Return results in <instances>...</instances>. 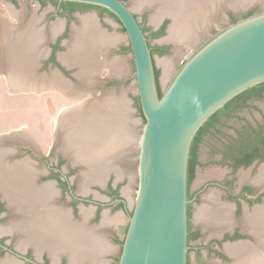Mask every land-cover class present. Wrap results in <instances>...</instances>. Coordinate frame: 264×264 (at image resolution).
<instances>
[{
	"label": "flooded vegetation",
	"instance_id": "flooded-vegetation-1",
	"mask_svg": "<svg viewBox=\"0 0 264 264\" xmlns=\"http://www.w3.org/2000/svg\"><path fill=\"white\" fill-rule=\"evenodd\" d=\"M16 1L18 0H13L12 2ZM26 1L29 3V1L33 0ZM34 1L40 4L38 6L39 9L46 7L47 3H51L50 6L53 8L48 7L50 13L48 14L47 28L44 34L46 37L43 41V44L45 43L44 47L38 51V55L35 57L37 58V62H31L27 72L31 76L35 75L36 77H43L46 79H51L55 75H60L64 79H62L64 85L69 83V79L73 82H77L78 80L74 77L75 68H68L59 59V52L66 50L64 43L70 39L73 32V25L78 26L80 24V16L90 13L91 15L99 17V24L101 25L104 23L106 14L114 15L109 11H102L99 7L94 5L71 6L70 4H65V1ZM122 1L131 8L132 12L139 20L148 38L155 62V54L160 53L158 49L163 48L167 50V45L163 43H173L172 39H165V37H169L170 29L174 23V18L168 10V7L171 6V2L168 0ZM258 1L259 0H254L250 4L238 8H234L226 3L221 7H226L228 10L227 17L229 22H234L238 17L247 16L250 15V13L253 14L260 10L262 8V3ZM138 3L140 5H138ZM250 5L253 6L251 7ZM221 7L218 8V11H221ZM92 9L96 11L86 12ZM162 9L164 11H161ZM56 16L63 18L65 22L59 34L51 38L52 34L49 28L51 25L50 18L53 20ZM155 16H158L156 20H154ZM114 17L117 19L116 16ZM5 34L7 36L9 35L7 32L0 31V43L8 41L5 39ZM155 40H157V45L153 44ZM129 47L130 45L120 50V52H131ZM0 50H2V47H0ZM115 51L116 49L113 52L117 54ZM117 52L119 53V51ZM5 57L12 58L8 54L4 56V58ZM9 67L12 68L11 62H8V64L4 63V67L3 65L2 67L0 66V68L7 73H9ZM114 83L119 82L108 81L107 83H103L101 89L105 90L108 85ZM251 88L243 91L234 97L232 99L233 101H229L224 107L216 111L213 114L214 117H212V115V119H210L211 117L208 119L209 123L202 130L200 138L196 142L194 151L196 161L193 166V176L191 178L189 177L188 164L189 248L187 264H264V108L258 105V102H264V87L259 88L260 91L258 95L254 94L253 90H250ZM41 91L48 92L57 90L44 87ZM46 98L51 100L48 103L52 102L50 97ZM253 108L260 113V118L250 120L239 116L240 112ZM61 111L63 110L61 109L58 112L54 123L58 122V118L62 113ZM231 120L240 121L239 126H236V124L231 125ZM42 124L43 123H40L39 125ZM226 128H228L229 131H226ZM209 137H215L218 142V144L212 146L213 153L219 154L220 156V161L218 163L228 165L232 173H237L241 169H255L258 167L261 169L257 180L253 183L246 182L242 184L239 192L235 195H229V202H223L221 204L218 203V200L217 203L212 202L216 205H214V207H217V209H215L216 216L213 219V226L207 225V222L214 216L211 215L213 213L212 211H209V213L206 212V208H202L203 211L198 212L197 210L196 214H199L197 216L194 212L195 205L204 199L203 193L210 185H218L223 187L224 190H228L227 184L222 185L219 183L206 182V184L201 185L200 181L203 178H197L198 168L205 165L201 159V151ZM61 138L64 137L61 135L55 136L53 131L51 133V143L53 144L46 151L39 148L37 151H34L30 145L19 144L16 147L18 152L17 155L15 154L16 156L13 155V157L10 158L14 160L15 157H17L20 161L22 160L21 162H25L27 165L32 164L35 167V175L32 176V181L37 189H43L48 184H52V186L47 187V191L43 190L42 192V190H40L39 192L46 200L44 206L40 207L41 211L54 212L59 217L61 216L64 221L68 219L80 221L82 220L81 208L91 205L93 210L90 223L99 222L106 208H109L111 211L113 209H115L114 211L120 209L124 212L126 219H128V214L131 213L132 210L129 208L128 198L126 194L124 195L125 190L123 188L124 185L127 184V177H125L123 181L116 182L115 176L111 174L106 182L98 183L92 187V190H95L96 193L93 191L84 193L79 188V172L84 168V164H79V161H76L77 159H75L76 157H74L73 151L57 149V146L59 147L60 145ZM55 139L58 140L55 142ZM26 177L27 181L31 178H28V176ZM95 194L103 196V198L97 197ZM251 204H257V207L249 213ZM218 205H220V207ZM244 208L247 210H244ZM245 211H247V213H245ZM4 213V216H14V218L18 217L21 220L24 218L22 214L16 211L14 206L9 204L7 198L3 199L0 197V222L2 220L1 216ZM239 215L243 224L242 231L238 224L235 223ZM198 216V221H193L194 217L198 218ZM223 216L225 218H223ZM127 227L128 224L125 233ZM210 229H212L214 235L215 232H217L219 236L212 241L211 245H205L203 244V240ZM6 231L7 230H3V232ZM11 232H13V234L11 233L12 235H9L10 231H7L8 235L4 237L0 236V264H5L6 262H12V264H51L49 253L45 252L42 259L36 257L35 251L37 247L34 246V243L27 242V250H19L16 247L14 239L18 236L21 237V235L16 231ZM121 247L122 242L120 243V253ZM41 250L42 249L39 248L38 251L40 252ZM119 256L116 258L114 264L118 263ZM67 263V257L63 256L59 264Z\"/></svg>",
	"mask_w": 264,
	"mask_h": 264
},
{
	"label": "water",
	"instance_id": "water-1",
	"mask_svg": "<svg viewBox=\"0 0 264 264\" xmlns=\"http://www.w3.org/2000/svg\"><path fill=\"white\" fill-rule=\"evenodd\" d=\"M7 1L13 0H0ZM57 1L92 4L113 13L134 59L135 93L145 122L135 142L137 189L117 264H187L192 142L216 111L264 83V10L219 26L206 39L200 35L159 96L148 38L124 1Z\"/></svg>",
	"mask_w": 264,
	"mask_h": 264
},
{
	"label": "crops",
	"instance_id": "crops-1",
	"mask_svg": "<svg viewBox=\"0 0 264 264\" xmlns=\"http://www.w3.org/2000/svg\"><path fill=\"white\" fill-rule=\"evenodd\" d=\"M176 2H174V6H176ZM36 9H39V7ZM170 12L175 20L176 13L173 10ZM33 17L40 18L42 24L45 26L44 30H46L48 22L47 15L42 13L39 15L33 14L32 18ZM82 17L83 19L87 17H93L98 29L106 35L111 36L108 31L101 27V24L99 25V20H97L94 15L88 14L80 16V24L78 26L73 25V31L81 25ZM32 18L29 21L24 22L21 19L17 23H13L4 16H0V31L9 33L8 36L5 34V39L8 41L0 43V47H2V50H0V66L2 67L3 65L4 67V63L8 64V62L12 63V68H8L9 73L4 72L0 68V75H5L8 80L12 78L13 81L10 79L9 83L17 86L19 89L23 88V90H35V92L40 94L42 92V88L48 87L51 89H56L61 95L72 101L70 102L71 104L73 103L72 105L62 109L63 111H61L62 113L58 118V122L54 123L58 113L56 114L55 118L53 117V131L55 136L61 135L64 137L60 139V145L57 147V149L68 150L71 152L73 151V155L76 157L75 159H77L76 161H79V164H84V168L79 172V188L81 191L84 193L93 191L92 187L94 185L106 182L107 177L109 178V176L113 174L115 176L116 182L123 181L124 178L127 177V184L123 188L125 191L128 190L127 192H130L133 186L137 183L136 170H134V172L129 171L128 174L127 172L121 173L117 170V164L124 156L121 154L122 152H120V150L124 149L125 147L126 153H128V151L130 153V151H132V140L134 142V146L136 147V135L131 131L132 123L129 121V118L126 117L124 119L125 123L120 122V124L117 126L121 130L124 126L127 128L126 135L124 134V139H122V141L118 139L119 142L117 141L116 143H112L110 140L112 137L113 139H117V131H108L107 133H104L107 139L110 136V144L107 147V152L101 151L97 153L98 150H101L104 147L103 143H105L103 140L100 142L99 134L97 135L98 139L94 140L91 137L93 136L91 133L93 132L95 125L98 126L97 120L100 119L102 115L101 112H105L109 114V116L114 115L113 109L110 111L98 109L105 102H110L112 100L111 97L118 98L121 96L122 99L127 103L130 112L132 107L131 100H127L125 95V85L124 83H121L122 78L125 77L126 69H124L125 71L122 74L116 75L112 73L110 67L107 64L101 63L103 60H99L100 63H97L96 66L94 63H92L94 67L91 68L89 66L91 63H88L83 59H78L77 62L67 61V63L62 58L66 57V55H68L67 53H70L68 50L71 51L68 46L70 41L73 39V34H71L72 38L70 37V39L64 43L66 50L59 52V59L68 68H75L76 71L74 73V77L78 81L73 82L69 79V83L64 85V79L60 75H55L51 79L36 77L35 75L31 76L27 72V69L31 62H37V58L35 57L38 55V51L41 49L39 47L41 43H39L40 40L39 42L37 41L39 38L36 36V31L33 30V32L36 34L35 35L31 32L28 34L21 30L26 26L28 27L27 24L32 20ZM53 21H51V25L49 27L52 34L51 38H54V35L56 36L59 34L65 22L63 18L57 19L56 22ZM55 25H57L56 31H52L51 29ZM45 33L46 31L44 34ZM10 36L12 38H10ZM45 38L46 37L44 35L43 41ZM36 42L38 44L35 45L34 43ZM119 43L120 41L110 44L105 55L107 57L104 58L105 62L112 59L122 58L121 55L115 54L113 52L116 48H118ZM44 44H42L43 47ZM26 45L28 47H26ZM7 54L12 58H4V56ZM99 54L101 53H97L95 58H103V56H99ZM104 68H109V71L104 77H102L101 73ZM87 72L92 73V75H86ZM58 79L60 82L57 81ZM108 81H115L119 83L108 85L105 90H102L101 87L103 86V83H107ZM60 83L62 84L60 85ZM91 97H96V100H93L94 98L91 99ZM95 106L97 107L95 108ZM72 107L74 108L71 109ZM91 111L93 112L91 113ZM64 115L66 116L65 118L63 117V119L62 116ZM100 126H103V124L99 125L98 127ZM113 130L115 129L113 128ZM14 132L18 134L15 136H10V138L6 140L0 139V191L3 194L2 198H7V200H9V204L14 206L16 211L24 216V218L20 221L21 223H19L20 225H23L24 230L21 228L18 230V232L16 231L21 235V239L23 235L27 234L28 238L30 239V241L27 242L34 243V246H36L38 249H47L51 258V264H59L63 256L67 257V264H114L116 258H118L120 255V243L122 242V239L119 237V232L121 226L125 223L126 217L124 212L120 209L111 211L109 208H106L104 209L102 219L99 222L90 223L93 207L87 208L84 206L81 208L82 220L80 221H73L70 219L64 221L62 220L61 216L59 217L54 212L50 213L41 211L40 207L44 206L46 200L41 196V194H39V192L40 190H42V192L43 190L47 191V187L52 186V184H48L43 189H37L34 182L32 181V176L35 175V167L32 164L27 165L25 162H21L22 160L20 161L17 157H15L14 160L10 159L13 157V155H17L18 152L17 149H15L13 146L11 147L9 144H30L34 151H37L38 148L41 149V146L38 144V141L36 142V140L33 138H27V136H30V134L26 129ZM88 132H90V135H88ZM8 134H1L0 136H5ZM57 140L58 139H55V142ZM89 140L90 142H95L96 147H98L94 152H92L93 150L91 151V149L88 147V143H90ZM117 148H119L118 151H116ZM74 150H76L78 154H75ZM135 152L136 150L134 148V154ZM128 163L132 164V161L129 160ZM25 175L28 176V178H31L27 181V177ZM93 192L95 193V190ZM95 195L97 197L103 198V196H99L98 194ZM31 221L35 222L33 227ZM39 223L41 226L38 227ZM23 232L25 234H23ZM95 241H97V244ZM20 243L22 246L24 245L21 240ZM101 243L105 249L103 246H101ZM26 244L27 243H25V245ZM5 264H12V262H6Z\"/></svg>",
	"mask_w": 264,
	"mask_h": 264
},
{
	"label": "rangeland",
	"instance_id": "rangeland-1",
	"mask_svg": "<svg viewBox=\"0 0 264 264\" xmlns=\"http://www.w3.org/2000/svg\"><path fill=\"white\" fill-rule=\"evenodd\" d=\"M258 2L262 3V8L258 11H262L264 10V0H259ZM255 4V3H254ZM40 4L37 1H29V3L26 0H18L16 2H12V1H7V2H0V16H4L5 18L9 19V21L13 22V23H17L19 20H23L25 21H29L33 14H46L47 17L48 14L50 13V11H48V7H51V3H47L46 7L39 9L38 8ZM251 7L253 5H250ZM53 8V7H51ZM92 11H96L95 9L92 10H88L86 12H92ZM257 11V12H258ZM227 13L228 10L226 9V7H221V11H218V13L215 16V19H213L206 27V30H204V32L201 33V39H206L208 38L210 35L214 34L219 26H226L228 25L229 22L228 17H227ZM88 15H91L88 14ZM95 16V15H94ZM241 17H245V16H241ZM240 17V18H241ZM61 17L56 16L55 18H53V20L56 22L57 19H60ZM95 18H97V20H99V17L95 16ZM51 21L52 18H50ZM239 19V17H238ZM53 21V22H54ZM98 22V21H97ZM100 23V21H99ZM100 25V24H99ZM101 27H103L106 31H108L109 34L113 35L114 37L117 36L120 37V43L118 44V48H116V53L118 55H121L122 58H120V60H122L124 62L125 65V77L122 78V84L124 83L125 85V95L127 97V100H131V110L130 112H128L127 118H129V121L132 123V133H134L136 135V137L140 136L142 133V129L144 126V118L142 113L139 110L138 107V96L135 93L136 90V85L134 84L135 82V77H134V71H135V67H134V59L133 56L131 54V52H120V50L124 49L125 47L128 46L127 40H126V33L124 28L120 25L119 21L112 15L110 14H106L105 15V19H104V23H102ZM10 38H12L10 36ZM168 38V37H167ZM166 39V37H165ZM196 41V40H195ZM194 41V42H195ZM157 40H155L153 42L154 45H157ZM163 43V42H162ZM164 45H167V51L165 53H156L155 54V64L157 69L159 70V86L161 89H163L170 77V75L172 74V72L175 70H177L178 68H180L182 66V64L185 62L186 60V56L189 52L192 51V45L193 43L190 45V47L188 46H181V47H177V45L173 42L171 43H163ZM180 48V50H179ZM176 50H178V54H176ZM119 51V53L117 52ZM172 58V59H171ZM167 59V61H166ZM163 60V61H162ZM171 62L174 63L173 64V68L171 70V72L168 74V76H163L164 75V65L163 62ZM174 61V62H173ZM162 65V66H161ZM109 71V68H104L101 76L104 77ZM164 77V80H163ZM166 78V79H165ZM46 97H50V99H52V102L48 103L51 100H48V98ZM76 98V97H75ZM94 98V99H93ZM137 98V101H136ZM91 99L96 100V97H91ZM117 99V97L115 98ZM70 102H72L71 100L65 98L63 95L60 94L59 91H42V93H37L35 92V90H29V89H24L23 88H18L17 86H14L12 84L9 83V80L7 79V77L0 75V135L1 134H8L10 132H14V131H18V130H24L26 129L30 136H27V138H33L34 140H36V142L38 141V144L41 146V149L43 151H46L49 149V147L51 146V132L54 129V119L56 117V114L63 108H66L67 106L72 105ZM116 103L118 101V99L115 101ZM130 102V101H129ZM70 103V104H69ZM76 104V102H75ZM258 105H260L261 107L264 108V102H258ZM137 107V108H136ZM239 116H242L244 118H248L250 120H256V118H260L261 115L258 111H256L254 108L253 109H249V110H245L239 113ZM52 122V123H51ZM40 123H43L42 125H39ZM231 125L232 124H236V126L240 124V121H235V120H231L230 121ZM51 125V126H50ZM124 134L126 135V131L125 129H123ZM226 131H229L228 128H226ZM11 134V133H10ZM218 144L217 140L215 137H209L207 139V143L202 147V151H201V159L202 161L205 163L204 166H201L200 168H198V176L197 178H203L200 181V184H206V182H212V183H219V184H227V188L228 190H224L223 187L218 186V185H210L209 187L206 188L205 192L203 193L204 199L201 200L198 204L195 205V214L198 210L199 211H203L202 208H206L207 211H212L213 213L211 215H214L213 217H211L212 219L209 220L207 222V225H211L213 226V222H214V218H215V209H217V207H214L215 204H213L212 202H216L218 200V203H223V202H229V195L233 194L235 195L237 192H239L240 187L242 186V184L246 183V182H250L253 183L255 180H257L258 174L260 173L261 169L260 167L252 169H241L240 171H238L237 173H232L230 171V167L228 165H224V164H220L218 163L220 161V156L219 154L213 153V145ZM11 145V147L13 146L15 149L17 147V143H11L9 144ZM30 145V144H28ZM131 150L130 153L128 151V153H126V149L124 147V149L120 150V152H122L121 154L124 155L123 158L119 161V163L117 164V170L118 172L124 173L127 172V174L129 173V171L134 172V170L137 169V157H138V153L135 152L134 154V148L136 150V148L134 146V142L133 140L131 141ZM58 147V146H57ZM56 148V147H55ZM119 148H117L116 151H118ZM75 154H78V152H76V150H74ZM136 159V160H135ZM129 160L132 161V164H129ZM196 178V179H197ZM14 179V178H13ZM108 179V177H107ZM195 179V180H196ZM195 183V181H194ZM14 184V183H13ZM126 186V184L124 185V187ZM137 189V185H134L133 188L131 189L130 192L124 191V195L126 194L127 196V200L129 202V208L130 210L133 209V200L135 197V192ZM94 191V190H93ZM227 191V192H226ZM1 192V191H0ZM96 193V191H95ZM99 194V193H98ZM100 195V194H99ZM3 194L2 192L0 193V197L2 198ZM4 199V197H3ZM16 199V198H15ZM257 204H251L250 205V209H249V213L255 209L257 206ZM216 206V205H215ZM220 207V205H218ZM87 207H92L87 206ZM20 210V209H19ZM115 209H113L112 211H114ZM244 210H247L246 208H244ZM245 213H247V211H245ZM114 214V213H113ZM4 214H2V220L0 222V236L4 237L5 235H8L7 231L3 232V228H5L6 226H11L14 223H21V219L14 218V216H4ZM199 215L198 213L196 214V216ZM201 215V214H200ZM241 215V214H240ZM239 215V218H236L235 223L238 224V226L240 227V230L242 231V220L241 217ZM198 218L194 217L193 221L195 220L198 221ZM201 220V219H200ZM212 222V223H210ZM128 224V219H125V223L121 226L120 232H119V237L122 239V242L124 240L125 237V229L126 226ZM209 227V226H208ZM206 228V227H205ZM204 229V227H203ZM205 230V229H204ZM15 232V231H14ZM12 232L10 231L9 235ZM212 231V229H210L209 233L207 234V236L204 238L203 240V244L205 245H211L212 241L215 240L219 235L217 234V232ZM14 236V235H13ZM213 236V237H212ZM212 238V239H211ZM16 247L20 250H27L28 248V244L26 245H21L20 240L21 237H15L14 239ZM9 241V240H8ZM39 249L37 248L36 252V257L38 259H42L43 255L46 253H49L48 250L43 249L42 251H38Z\"/></svg>",
	"mask_w": 264,
	"mask_h": 264
},
{
	"label": "bare ground",
	"instance_id": "bare-ground-1",
	"mask_svg": "<svg viewBox=\"0 0 264 264\" xmlns=\"http://www.w3.org/2000/svg\"><path fill=\"white\" fill-rule=\"evenodd\" d=\"M168 1L171 2L170 3L171 6L168 7L169 8L168 10L169 11L173 10L176 13V19L174 20L175 22H174V24L172 25V27L170 29L168 38L172 39L173 42L175 41L176 44H177V47H181V46H190L201 35V33L205 30L207 25L213 19H215V16H216V14L218 12V8H220L224 3L230 5V6L234 7V8H238V7L246 6V5L250 4L251 2H253L254 0H177V2L175 0H173V1L172 0H168ZM174 1L176 2V6L173 5ZM139 3H141V2H139ZM139 3H138V5H140ZM161 11H164V10L162 9ZM157 18H158V16H155L154 20H156ZM27 25H28V27L27 26L24 27L21 31H25L28 34H29V32L35 34L33 32V30L36 31L37 35L36 34L35 35L38 36L39 39L37 41L39 42V40H40L39 43H41V44H40L39 47L42 49L43 48V45H42L43 43L42 42H43V38H44V32L46 30H44L45 26H44V24H42L41 19L33 17L32 20ZM56 26L57 25L53 26V28L51 30L52 31H56ZM12 29H14V28H12ZM72 34H73V36H72L73 39L68 44V46H69V48L71 49L72 52L70 50H68L70 53H67L68 55H66V57L62 58L66 62L67 61L77 62L78 59H83L86 62L91 63V65H89L90 68H91V67H94L92 65V63H94L95 66H96L97 63L99 64L100 61L103 60V61H101V63L107 64L110 67V70L112 71L113 74L120 75V74H122L125 71L124 70L125 69L124 62L122 60H120V59H112V60H108L107 62L104 61V58L107 57L105 55H106V52L108 51V48H109L110 44L111 43H115L117 41H120V37L117 38V36L114 37L112 35L108 36L105 33H103L102 31H100L98 29V26L96 25L93 17H87V18H84V19L82 17L81 18V25L79 27H77L76 29H74ZM34 44L36 45L38 43L36 42ZM26 47H28V46L26 45ZM179 50H180V48H179ZM176 52H177L176 54H178V50H176ZM97 53H101V54H99V56L102 55L103 58H101V59L97 58V57L95 58ZM97 60H98V62H97ZM166 61H167V59H166ZM173 64L174 63H172V61L171 62L169 61L168 63L163 62V65H164V68H165V71L163 72L164 73V75H163L164 77L168 76V74L171 72V70L173 68L172 67ZM82 74H84V73H82ZM89 74L92 75V73H88V72H87L86 75H89ZM86 75H84V76H86ZM164 77H163V80H164ZM10 79L12 80V78H10ZM55 79H57V78H55ZM57 81L60 82L59 79ZM61 84L62 83H60V85ZM111 98H112V100L110 102H108V103L105 102L103 105L101 103L102 106H100V108H98V109L99 110H103V111H110L111 109H113L114 115H110L109 116V114H107L105 112H103V113L101 112L102 115H101V117L99 116L100 119L97 120V124H98V126L103 124V126L98 127V126L95 125V127L93 129V132L91 133L93 135L91 137L94 140L98 139L97 135L99 134L100 135V142H101V140H103L105 142V143H103L104 147L101 150H98L97 153H99L101 151L107 152L106 151L107 147L110 144V142H109L110 136L107 139V137H105L104 133H107L108 131H111V132L117 131V133H116L117 139H115V138L113 139V137H112V139H110L112 141V143H114V142L116 143L117 141L119 142V140L122 141V139H124V132H123L124 130L123 129H125V131H127L126 130L127 128L125 126L122 128V130L120 128H118L117 126L120 124V122L121 123H125L124 119L128 115L129 107H128L127 103L125 102V100L122 99L121 96H119L117 98L119 103L115 102L117 99H115L113 97H111ZM96 107L97 106H95V108ZM93 111H95V110H93ZM93 111H91V113ZM83 118H84V116H83ZM113 128L115 130H113ZM88 135H90V132H88ZM89 142H90V140H89ZM95 144H96L95 142L88 143V147L91 149V151L93 150L92 152H94L98 148V147H96ZM223 218H225V217L223 216ZM31 223H32V227H33L35 225V222L31 221ZM39 226H41L40 223L38 224V227ZM21 228L24 230L22 224L20 225L19 223H14L11 226H6L4 228V230L17 231L18 232V230L21 229ZM23 234H25V233L23 232ZM21 241L25 245V243H27V241H30V239L28 238V235L25 234V235L22 236ZM95 242L97 244V241H95ZM90 246H91V244H90ZM101 246H103V244ZM89 248H91V247H89ZM93 248H94V246H93ZM96 248H95V250H96ZM99 248H101V247H99ZM103 248H104V246H103ZM90 253H92V252H90Z\"/></svg>",
	"mask_w": 264,
	"mask_h": 264
},
{
	"label": "trees",
	"instance_id": "trees-1",
	"mask_svg": "<svg viewBox=\"0 0 264 264\" xmlns=\"http://www.w3.org/2000/svg\"><path fill=\"white\" fill-rule=\"evenodd\" d=\"M65 4H70L71 6L72 5H85V6H91L92 4H86V3H78V2H65ZM95 6V5H94ZM96 7H99V6H96ZM102 11H108L106 8H103V7H99ZM113 14V13H111ZM251 14V13H250ZM114 15V14H113ZM115 16V15H114ZM129 49H131L129 47ZM158 51L160 53H165L167 50L165 49H158ZM153 53V52H152ZM155 75H156V80H157V85H158V93H159V96H161L162 92H161V88L159 86V70L156 68L155 66ZM260 87H264V83L262 84H259L258 86H254L253 88H251L250 90H253L254 94L258 95L259 93V88ZM233 101V100H232ZM138 107H139V110L141 112V107H140V102H139V98H138ZM214 117V115L212 116ZM212 117L210 119H212ZM209 123V120L200 128V130L198 131L197 135L195 136L194 140H193V143H192V147H191V151H190V157H189V177L191 178L193 176V166H194V163L196 161V157H195V147H196V142L198 141V139L200 138V135L202 133V130L205 128V126ZM123 243V242H122Z\"/></svg>",
	"mask_w": 264,
	"mask_h": 264
}]
</instances>
